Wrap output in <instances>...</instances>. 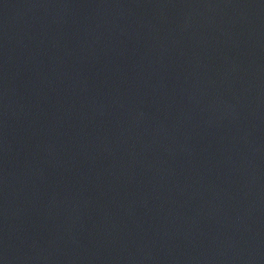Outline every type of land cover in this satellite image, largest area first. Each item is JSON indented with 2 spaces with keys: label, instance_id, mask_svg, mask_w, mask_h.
<instances>
[{
  "label": "water",
  "instance_id": "obj_1",
  "mask_svg": "<svg viewBox=\"0 0 264 264\" xmlns=\"http://www.w3.org/2000/svg\"><path fill=\"white\" fill-rule=\"evenodd\" d=\"M0 264H264V0H0Z\"/></svg>",
  "mask_w": 264,
  "mask_h": 264
}]
</instances>
